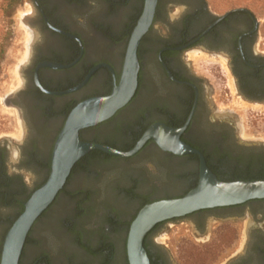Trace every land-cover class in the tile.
Instances as JSON below:
<instances>
[{"label": "flooded vegetation", "instance_id": "flooded-vegetation-1", "mask_svg": "<svg viewBox=\"0 0 264 264\" xmlns=\"http://www.w3.org/2000/svg\"><path fill=\"white\" fill-rule=\"evenodd\" d=\"M133 1L108 0L111 8L131 7L134 11L123 30V51L119 55L110 52V59L86 62L87 47L81 35L53 18L55 10H49L43 0H32L38 22L48 34L58 37L61 42L32 47L23 69V86L14 93L12 99L6 100L19 110L22 118L24 131L22 138L17 141L19 161L24 160L23 153L26 150H37L49 125L57 123L51 138L50 161L54 140L70 110L87 98L108 94L114 84L119 82L128 40L144 7V0H136L138 5L135 6L132 5ZM173 9L177 11L171 17L170 11ZM235 9L216 13L205 0H156L153 18L136 48L138 71L134 93L111 117L79 131L81 140L128 151L153 128L155 136L163 143L173 148L183 144L200 153H175L172 147L164 149L152 138H146L139 150L128 157L101 151L102 155L117 159H132L142 154L152 156L156 160L151 165L150 172L153 175H160L170 162H179L184 168L180 175L174 176V181H170L171 184L184 185L177 193L143 196L139 199L138 193L131 192L132 197L139 200L131 218L145 202L177 197L194 187L199 175L200 155L216 177L222 179L241 173L250 160H255L256 155H264L263 142L241 139L232 115L215 109L209 97L207 76L200 71L199 61L195 58L202 55L221 59L228 66L239 95L250 102H264V51L258 49V24L248 10ZM167 22L169 25H166ZM56 64L62 67H54ZM37 104L43 107V125L37 120L34 110ZM104 126L108 128L110 139L98 140L89 136ZM167 129L176 133L167 135ZM90 152L72 166L57 196L65 190L76 166ZM10 157L15 158V155L9 143L1 140L0 202L6 206L18 203L21 208L25 191L35 186L26 184L20 170L9 168L12 164ZM48 171L47 166L46 176ZM160 181L155 180V184L160 185ZM261 201L264 199L198 210L157 223L144 237L154 264H164L165 260L172 264L169 252L154 238L156 231L166 223L190 219L196 229L203 233L208 216L217 217L248 203ZM15 216L9 218V224ZM258 228L256 225L250 227L249 239L251 232H257ZM262 232L259 238L264 247ZM250 255L247 245L242 261L233 262L232 259L229 264H250Z\"/></svg>", "mask_w": 264, "mask_h": 264}, {"label": "rangeland", "instance_id": "rangeland-1", "mask_svg": "<svg viewBox=\"0 0 264 264\" xmlns=\"http://www.w3.org/2000/svg\"><path fill=\"white\" fill-rule=\"evenodd\" d=\"M43 1L49 10H55L53 18L81 35L87 47L86 62L110 59L112 52L119 55L123 51V30L134 13L133 8H111L108 0ZM205 1L216 13L234 8L248 10L258 24V49L264 51V0ZM132 3L138 5L136 0ZM176 11H170L171 17ZM36 16L32 0H0V141L6 140L15 155V158L10 157L9 168L20 170L30 187L46 176L51 138L57 123L49 125L37 150H26L24 160L19 161L17 141L24 131L22 118L19 110L6 100L12 99L23 86V69L32 47L61 42L48 34ZM195 58L200 71L207 76L209 97L215 109L232 115L241 139L264 143V102L244 101L228 66L221 59L202 55ZM34 110L43 125V107L37 104ZM89 136L98 140L111 138L106 126ZM155 163L156 160L146 154L117 159L89 153L74 169L65 190L32 226L19 264H124L126 223L139 203L131 192L138 193L141 199L177 193L184 186L170 182L184 170L179 162H170L160 175L150 172ZM155 180H161L160 185L155 184ZM19 210L18 203L6 206L0 202V241L9 227V218ZM252 225L259 228L251 232L249 239ZM262 231L264 201L248 203L217 217L208 216L203 233L190 219H185L166 223L156 231L154 238L169 252L172 264L242 261L247 245L252 257L250 264H264V247L259 238ZM164 264L170 262L165 260Z\"/></svg>", "mask_w": 264, "mask_h": 264}, {"label": "water", "instance_id": "water-1", "mask_svg": "<svg viewBox=\"0 0 264 264\" xmlns=\"http://www.w3.org/2000/svg\"><path fill=\"white\" fill-rule=\"evenodd\" d=\"M155 4L156 0H144L142 13L128 40L119 82L114 84L108 94L93 96L77 103L66 116L53 143L45 181L32 191L23 203L21 213L14 219L3 237L0 264H19L30 229L63 188L72 166L85 154L92 150H99L115 156L128 157L139 150L146 138L155 139L164 149H171V145L158 140L153 128L149 129L145 136L128 151L79 138L80 130L95 126L111 117L129 101L134 93L138 71L136 48L153 18ZM235 10L245 9L236 8ZM54 67H62V65L56 64ZM244 101L248 100L244 99ZM165 131L167 135L176 133L170 129ZM176 147H172L175 153L200 154L183 144H178ZM262 199H264V180H220L207 167L200 155L199 175L194 187L177 197L147 202L136 212L126 233L127 263L150 264L143 240L147 232L157 223L183 217L198 210L235 206Z\"/></svg>", "mask_w": 264, "mask_h": 264}, {"label": "trees", "instance_id": "trees-1", "mask_svg": "<svg viewBox=\"0 0 264 264\" xmlns=\"http://www.w3.org/2000/svg\"><path fill=\"white\" fill-rule=\"evenodd\" d=\"M90 153H102L101 151L99 150H94ZM103 154V153H102ZM49 164H50V161L47 162V166L49 167ZM47 176L44 177V179L39 183L37 184L32 190L26 192L25 191V198H24V202L27 200V198L30 196V194L32 193L33 190H35L36 188H38L46 179ZM220 180H223V181H236V180H264V155H256V158L255 160H250L249 163H247L246 165V168L239 174L235 175V176H232V177H228V178H218ZM150 202V201H148ZM147 203V202H145ZM144 203V204H145ZM142 204L139 209L144 205ZM23 209V204L21 205V208L19 210V212L16 214V216L13 218V220L10 222L9 226L11 225V223L14 221V219L21 213ZM138 209V210H139ZM137 210V211H138ZM136 211V212H137ZM135 212V214H136ZM134 214V216H135ZM134 216L126 223V229H128V226L131 222V220L134 218ZM9 228V227H8ZM126 239V238H125ZM28 240V235L25 239V242H24V245L25 243L27 242ZM2 244V243H1ZM143 246L144 248L146 249V252H147V255H148V258H149V261H150V264H154V261L152 260V257H151V254L149 253L147 247H146V242H145V239L143 240ZM22 252H23V249H22ZM22 252H21V255H22ZM21 257V256H20ZM124 264H128L127 263V259H126V253H125V247H124Z\"/></svg>", "mask_w": 264, "mask_h": 264}]
</instances>
